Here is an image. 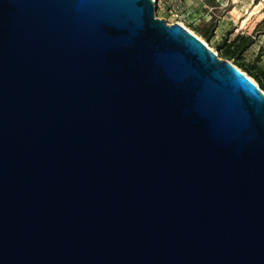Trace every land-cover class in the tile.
<instances>
[{"label":"water","instance_id":"water-1","mask_svg":"<svg viewBox=\"0 0 264 264\" xmlns=\"http://www.w3.org/2000/svg\"><path fill=\"white\" fill-rule=\"evenodd\" d=\"M0 264H264V91L155 0H0Z\"/></svg>","mask_w":264,"mask_h":264},{"label":"rangeland","instance_id":"rangeland-1","mask_svg":"<svg viewBox=\"0 0 264 264\" xmlns=\"http://www.w3.org/2000/svg\"><path fill=\"white\" fill-rule=\"evenodd\" d=\"M230 10L234 13V25L229 27L232 31L229 39L231 41L237 35L250 37L244 58L253 60L264 51V0H159L156 4L157 17L166 19L168 23L182 22L222 58L224 49H218V45L224 38L223 34L227 33L216 32L210 40L205 39L204 33Z\"/></svg>","mask_w":264,"mask_h":264},{"label":"trees","instance_id":"trees-1","mask_svg":"<svg viewBox=\"0 0 264 264\" xmlns=\"http://www.w3.org/2000/svg\"><path fill=\"white\" fill-rule=\"evenodd\" d=\"M217 23L212 25L210 31L204 33L205 39L210 38L215 34ZM228 31L222 42L219 43L218 49H224V58L232 61L235 65L240 67L244 72L253 77L261 89L264 91V66L259 62L263 53L257 55L253 60L245 59L244 53L250 45V37L237 35L236 38L230 41Z\"/></svg>","mask_w":264,"mask_h":264},{"label":"crops","instance_id":"crops-1","mask_svg":"<svg viewBox=\"0 0 264 264\" xmlns=\"http://www.w3.org/2000/svg\"><path fill=\"white\" fill-rule=\"evenodd\" d=\"M233 14H234L233 10H230L227 12L226 15H224L223 18H221V20H218L217 27L215 30V34H216V32H219V31H221V32L225 31V33H227L228 31H231V29L229 30V27L231 24H233L232 23ZM263 16L264 15H262V18H264ZM260 21H262V19ZM260 21H259V23H260ZM257 24H258V22L256 23V25ZM225 35L226 34H223L224 37H225ZM262 53H263V55L261 56V60L259 63L264 66V51Z\"/></svg>","mask_w":264,"mask_h":264},{"label":"built area","instance_id":"built-area-1","mask_svg":"<svg viewBox=\"0 0 264 264\" xmlns=\"http://www.w3.org/2000/svg\"><path fill=\"white\" fill-rule=\"evenodd\" d=\"M156 1V4L159 2V0H155ZM178 22H180V21H178ZM182 23V22H181ZM183 24V23H182Z\"/></svg>","mask_w":264,"mask_h":264}]
</instances>
